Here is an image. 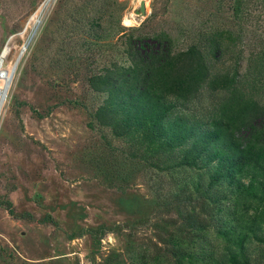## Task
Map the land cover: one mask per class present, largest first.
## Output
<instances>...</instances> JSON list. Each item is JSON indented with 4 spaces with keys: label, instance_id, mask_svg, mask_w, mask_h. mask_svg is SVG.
<instances>
[{
    "label": "trees",
    "instance_id": "obj_1",
    "mask_svg": "<svg viewBox=\"0 0 264 264\" xmlns=\"http://www.w3.org/2000/svg\"><path fill=\"white\" fill-rule=\"evenodd\" d=\"M263 4L230 0L228 17L247 23L251 8ZM127 6L74 3L71 51L55 64L66 75L80 72L98 97L88 124L119 143L103 133L99 167L109 184L125 194L144 175L151 194L146 222L155 239L133 249L130 261L113 253L97 264H257L253 254L264 245V41L245 57L237 50L225 66L220 57L241 41L240 28L150 31L155 13L125 26ZM47 107L33 112L43 118L54 106ZM0 205L12 211V201ZM98 230L97 238L107 231ZM12 260L0 237V264Z\"/></svg>",
    "mask_w": 264,
    "mask_h": 264
},
{
    "label": "rangeland",
    "instance_id": "obj_2",
    "mask_svg": "<svg viewBox=\"0 0 264 264\" xmlns=\"http://www.w3.org/2000/svg\"><path fill=\"white\" fill-rule=\"evenodd\" d=\"M125 1V26H138L153 12L150 31L241 29V41L220 57L225 66L237 50L245 57L264 41V4L251 8L247 23H233L230 0H144V16L140 0ZM78 2L0 0V199L13 204L12 211L0 205V237L13 255L7 264H97L113 253L130 261L132 250L154 236L146 222L147 176L132 178L125 194L109 184L99 167L103 133L119 143L108 129L88 124L98 97L80 72L66 75L55 65L71 51L70 15ZM48 105L52 111L39 119L33 108L45 112ZM49 215L53 221H43ZM99 227L107 231L98 240ZM257 248L253 257L264 264V245Z\"/></svg>",
    "mask_w": 264,
    "mask_h": 264
},
{
    "label": "water",
    "instance_id": "obj_3",
    "mask_svg": "<svg viewBox=\"0 0 264 264\" xmlns=\"http://www.w3.org/2000/svg\"><path fill=\"white\" fill-rule=\"evenodd\" d=\"M147 5L144 0L139 1L138 14L144 16L146 14Z\"/></svg>",
    "mask_w": 264,
    "mask_h": 264
}]
</instances>
